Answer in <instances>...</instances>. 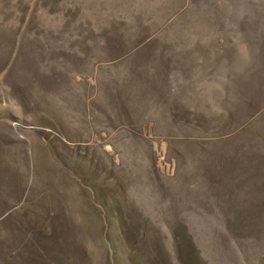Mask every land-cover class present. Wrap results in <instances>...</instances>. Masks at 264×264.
I'll return each instance as SVG.
<instances>
[{"label": "rangeland", "instance_id": "rangeland-1", "mask_svg": "<svg viewBox=\"0 0 264 264\" xmlns=\"http://www.w3.org/2000/svg\"><path fill=\"white\" fill-rule=\"evenodd\" d=\"M0 264H264V0H0Z\"/></svg>", "mask_w": 264, "mask_h": 264}, {"label": "trees", "instance_id": "trees-1", "mask_svg": "<svg viewBox=\"0 0 264 264\" xmlns=\"http://www.w3.org/2000/svg\"><path fill=\"white\" fill-rule=\"evenodd\" d=\"M222 202L226 203V201H225V197L223 198ZM218 215H219L221 218H224V209H222V212H219Z\"/></svg>", "mask_w": 264, "mask_h": 264}]
</instances>
